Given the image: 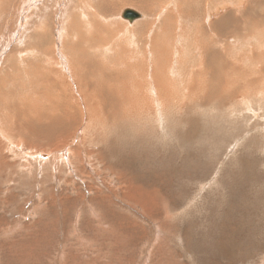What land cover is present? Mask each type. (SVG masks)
<instances>
[{
    "label": "rangeland",
    "instance_id": "374dc122",
    "mask_svg": "<svg viewBox=\"0 0 264 264\" xmlns=\"http://www.w3.org/2000/svg\"><path fill=\"white\" fill-rule=\"evenodd\" d=\"M49 1L57 16H49L43 27L36 23L22 38L16 21L7 19L10 0L0 3V264H264V95L243 89L247 70L239 68L263 69L264 80L259 57L264 44L255 40L264 35L263 7H254L238 28L218 20L230 22L225 14L243 11L252 0L214 5L216 37L224 42L204 44L205 53L193 49L197 63L183 73L188 79L182 91L167 88L160 101L122 107L123 98L96 104L83 98L92 90L88 68L99 65L96 56L93 60L95 42L104 45L109 37L112 43L115 34L105 24L109 19L86 32L77 1L74 7L69 0ZM167 1H106L101 8L106 16H121L128 8L146 13L141 36H149L154 51L169 58L168 31L175 28L174 19L193 10H186L184 1ZM71 7L75 14L60 20L63 8ZM195 7L190 18L202 29L204 6ZM167 14L158 30L167 37L161 40L152 34L155 18ZM56 17L79 33L69 38L65 30L51 37ZM66 34L74 43L66 47L68 75L64 65L51 63ZM35 35L45 38L43 44ZM188 38L182 37L184 45ZM118 43L121 37H113L115 47ZM217 50L219 59L239 70L230 83L224 60L214 64ZM236 56L245 59L243 65ZM112 75L103 84L94 80L100 97L124 94L121 84H108ZM254 81L263 92L264 84ZM68 97L74 100H66L64 109L62 98Z\"/></svg>",
    "mask_w": 264,
    "mask_h": 264
},
{
    "label": "bare ground",
    "instance_id": "6f19581e",
    "mask_svg": "<svg viewBox=\"0 0 264 264\" xmlns=\"http://www.w3.org/2000/svg\"><path fill=\"white\" fill-rule=\"evenodd\" d=\"M2 1L5 3V0H2ZM69 1L71 2V5L73 7L76 4V1L78 2V5L80 4V7L78 6L80 8L79 12L77 10V18H79V20L82 22L80 25L84 26V28L86 29V32H91L92 31V30H90L91 27L93 28L98 20L109 19L108 23L106 21L105 24L108 27V29L110 30V32L115 33V34H112V36H110V38H112V43L109 41L108 36H107L108 38L103 40L104 45H102V43L100 45V42L94 41L95 42L94 48H96L98 50L97 51L98 53L94 52L97 54L93 55V60H95L94 57L96 56L98 58L97 63L99 65L96 69L92 68L91 66H89V68H88L87 80L90 82L88 84V87L91 85L92 90L91 91L87 90V92L84 93L83 98L85 99V101H87V102L89 101L93 104L94 103L96 104V101H99L100 99L107 102V99L109 100V99L123 98L125 100L122 101V104H121L122 107H124L127 104H128L127 106H134V105L138 106V105L143 104V102H147V101L148 102L160 101L161 98H163L162 96L165 92V89H167V88H170L174 94L182 91V89H181L182 83L187 82V80H186L187 77L183 76V73L186 74L187 71L189 69L193 68V66L197 63V61L195 60V56H197V54L193 49H196L195 47H197L198 50L200 51V53H205V52L201 51V49H203L202 46L204 44H207L208 42H213L214 44L218 45L220 43L222 45V42H224V41H221V39L219 37H216L217 31L215 29V23L217 21H215V19L213 18V14H216V12L213 11V6L219 5L217 8H219V7L224 8L223 6H225L227 3H228L227 6H229V4H231L233 1L237 4L239 3L238 6H240V4H242L244 2H247V0H244L242 2H241V0H177L176 5L183 3V1H184L185 3H187L186 10H189V11L193 10V11H191L189 14H185L184 15L185 17H181L179 22H178V18L174 19V23L176 24V26H175V28H172L168 31V35H170L169 46L171 47V53H170L169 58H167L166 56L157 52L156 49L154 51L153 46H152V42H151L149 36H145V35H144L145 37L141 36V34L143 35L142 32L144 31V30H142L143 29L142 26L144 27V24L148 20V19H146L147 14L144 13L143 11L142 12L144 13V17H143V13L139 12L138 10H134L133 8L132 9H130V8L125 9V11L121 14V16L123 19H127V22H129V23L132 22L133 25H123V21L120 20L121 16H120L119 12L116 16L114 14H111L110 16H108V15L106 16V14L103 12L104 11L103 8H101V5L103 4V2L109 1V2L113 3V2H117V1H121V0H69ZM37 2L40 3L39 4L40 8H38V7L36 8ZM50 3L51 2L49 0H10V2L8 4L6 2V4L8 5L7 10H6V13L8 14L7 19L10 20V18H11V20L13 19L16 21V24L19 27L16 34L17 33L19 34V38L20 37L22 38L23 35H26L27 30H29L32 33L31 28H32V26H34L36 28V23H39L40 26L43 27L45 22H47V20H49V16H57V11H56V13L54 11L52 12V10H51L52 6L49 7ZM166 3H168V1ZM196 3H201L204 6V16H203V24L204 25H203L202 29L198 25H194L193 20H192L194 18V15L191 16V14L193 12H195V11L197 12V9L195 7ZM172 4H174V3H172ZM238 6H236V7H238ZM254 7H263L262 10L264 12V2L261 0H252V1H250L249 6L246 9L244 8V10L241 12H238L237 10L234 11V13H231V11H230L231 14L226 12L227 14H225V15H231L232 16V18L230 17L231 18L230 22L228 20L229 17H224L223 19L218 20V21L219 22L222 21V23L225 25H234V26H238V28H239L240 22H246L245 18H248L247 14L253 13ZM35 8H36V10H35ZM73 9L74 8H72V7L68 10H65V8H63V11H62L63 15L60 17V20L65 18V13L69 14V15L75 14ZM128 10L133 11L135 13V15L127 16L126 11H128ZM4 11H5V9H4ZM119 11H120V9H119ZM179 14L182 15L180 12H179ZM254 15H256V14H254ZM260 15L261 14H258V16H260ZM262 15H264V13ZM190 16L192 19L190 18ZM234 16L237 19L233 18ZM110 17H112V19ZM166 17L168 19L169 14H167L166 16H163V18H162V15H161V17L155 18L158 20V23L156 22L157 23L155 26L156 31H154L152 34H154V36L156 35V37L158 39H161V40H165V38L167 37V35H166L167 33L162 34V33L158 32V30L164 29L163 26L166 23ZM56 19L58 21H55V22L53 21L51 24L52 29L54 30L53 33L50 31L51 37L53 35L57 36V33H64L65 30L69 34V38H71V36L73 34L76 35V33L77 34L79 33L73 29V25H71V24L68 25V24H66V21H60L57 17H56ZM213 19H214V22H210ZM118 21H120V22H118ZM205 23H206V25H205ZM124 24H126V23H124ZM27 25H29V28L24 29V26H27ZM77 25H79V23ZM119 25H122L124 27H119ZM22 29H23V32H22ZM200 29H201V31H200ZM152 30H153V28H152ZM22 33H23V35L21 36ZM68 34H66V38L63 40V42H64V45L62 46L63 50H61L60 47L56 46V50L58 52V55L56 58L54 57V61H51V63L56 65V66H63L64 65V67H65L64 72L67 75H68V72L71 74V71L69 68H68V72L66 70L67 69L66 64H68V62L66 63L65 56L69 55V53H66V47H70V46L74 45L73 42H69V43L67 42L68 41ZM150 36H151V34H150ZM37 37H38V39H37ZM113 37L114 38L115 37L116 38L121 37V43H118L117 47H115L113 44ZM182 37H185V38L189 37L188 40L186 41V45L188 47H186V45H184L182 43V41H183ZM255 37H256L255 40L257 41V44H259L260 46L262 44H264V41H262V40H264V35H259V36H255ZM42 39H45V38H41L40 36L35 35L36 42H38L40 40V43L43 44L41 42ZM5 40H7V39H5ZM19 40H21V39H19ZM53 41L55 43L54 38H53ZM14 42H15V40H14ZM27 42H30L29 37H28ZM47 43H49L48 39H46V44ZM228 43L229 42L227 41L226 42L227 46H228ZM112 45H113V48L115 49L114 52L110 48ZM262 47L263 46H261V48ZM183 50H185L184 54L182 53ZM219 53H220L219 50H217V53L215 54L214 64L219 66V62L224 60L223 61L225 63L224 66H226L224 79L227 83H230L232 81V79L239 74V70H233L232 65H229L228 61H226V59H222L221 57L219 59L218 58ZM259 57L261 58L262 61L264 60V54L260 53ZM236 58L241 60V63H238V64L243 65L245 59H243L241 56H236ZM183 59H185L187 61L184 63ZM200 59L203 63V60H202L203 56L202 55L200 56ZM88 62L90 64L92 63L90 61H88ZM237 66L239 67V65H237ZM252 66H253V62H252ZM239 68L241 69V71L247 70L245 72V76H244V78L246 79V83L244 84L243 89L245 91L250 92V93L264 95V90H263V92H262V90H257V89H259L260 86L258 83L255 82V81H257V82L260 81L264 84V80H260V78H262V75H263V69L257 70V68H255L254 66L252 68H243V67H239ZM258 68H260V67H258ZM72 69L73 70L76 69L74 65L72 66ZM27 72H28V70H27ZM109 73H111L113 75L109 78L108 84L109 85L111 83L121 84L124 87V94L123 95L118 94V95H116V97H113V95H112V97H110L111 95H109V97L103 98V97H100V94L97 93L96 90H98V89H96L94 87V85L97 86L96 84H93L94 80H98V78H100V84H103L104 78L106 76H108ZM221 75H222V72H221ZM221 75H220L219 79L223 80ZM150 76L152 77L151 80H149ZM207 76H208V79H210V77H211L210 71L208 72ZM193 78L194 77H192V79H190L191 83H192ZM196 78H197V80H199V76H197ZM253 79H255V81H254L255 83L251 82ZM72 81H73V79H72ZM159 84H161L160 85L161 87L159 86ZM187 85H188V83H187ZM192 85H195V88L198 89L196 91V95H197V97H199L198 95L200 93H199V88L197 86V83L193 82ZM66 89H68V88H66ZM103 89H104V87H103ZM114 90H115V88H114ZM31 92H33V91H31ZM248 92H246V94L250 95V93H248ZM64 93H66V92L64 91ZM212 93L216 94L215 86H213V88H212ZM111 94H113L112 91H111ZM38 95H39V93H38ZM204 95L209 97V91H205ZM47 96H48V94H47ZM49 97H50V99H53L51 96H49ZM213 99H215V98L213 97L212 100ZM62 100H63V102L62 101L61 102L63 103V108L68 109L67 101L72 102L74 99L71 100V98L68 97L66 99L62 98ZM31 101H32V99H31ZM34 104H37V103H34ZM20 105H19V107H22V105L21 106ZM57 105H59V103ZM60 106L62 107V105H60ZM34 107H36V106H34ZM39 108H41V107H39ZM27 109L28 108H26V110ZM49 110H52V109H49ZM137 110H138V108H137ZM59 112L60 111H58V113ZM50 115H52V114H50ZM36 117H38V116L36 115ZM52 117L54 118V116H52ZM60 118H61V116H60ZM33 119H35V117ZM26 120H27V118H26ZM28 120H29V118H28ZM47 120H48V118H47ZM59 121H61V120H59ZM36 123H37V121H36ZM117 123H118V121H117ZM63 131H64V129H63ZM63 133H67V131H64ZM2 137H3V135H2ZM49 158H50V156H49Z\"/></svg>",
    "mask_w": 264,
    "mask_h": 264
},
{
    "label": "water",
    "instance_id": "95a60500",
    "mask_svg": "<svg viewBox=\"0 0 264 264\" xmlns=\"http://www.w3.org/2000/svg\"><path fill=\"white\" fill-rule=\"evenodd\" d=\"M126 15H127V16H130V15L133 16V15H135V13H134L133 11H129V10H128V11H126ZM125 17H126V16H125Z\"/></svg>",
    "mask_w": 264,
    "mask_h": 264
}]
</instances>
